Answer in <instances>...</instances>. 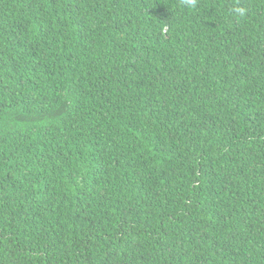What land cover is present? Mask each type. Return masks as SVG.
<instances>
[{"label":"trees","instance_id":"16d2710c","mask_svg":"<svg viewBox=\"0 0 264 264\" xmlns=\"http://www.w3.org/2000/svg\"><path fill=\"white\" fill-rule=\"evenodd\" d=\"M0 264H264V0H0Z\"/></svg>","mask_w":264,"mask_h":264},{"label":"clouds","instance_id":"9594fccd","mask_svg":"<svg viewBox=\"0 0 264 264\" xmlns=\"http://www.w3.org/2000/svg\"><path fill=\"white\" fill-rule=\"evenodd\" d=\"M185 2L192 7H195L197 0H185ZM231 11L236 17H244L246 15V10L243 7L234 6Z\"/></svg>","mask_w":264,"mask_h":264}]
</instances>
